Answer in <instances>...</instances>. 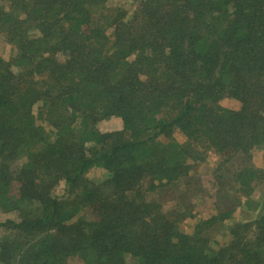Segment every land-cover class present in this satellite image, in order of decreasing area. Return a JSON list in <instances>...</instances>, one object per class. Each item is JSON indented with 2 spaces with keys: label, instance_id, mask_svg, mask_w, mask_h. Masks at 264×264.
Segmentation results:
<instances>
[{
  "label": "trees",
  "instance_id": "obj_1",
  "mask_svg": "<svg viewBox=\"0 0 264 264\" xmlns=\"http://www.w3.org/2000/svg\"><path fill=\"white\" fill-rule=\"evenodd\" d=\"M5 1L0 35L17 72H0V149L26 165L1 183L17 180L27 210L0 192V210L20 214L4 224L0 264H264V206L215 250L201 234L231 217L227 196L232 209L198 219L191 234L179 230L186 213L148 199L189 179L209 152L218 181L264 146V0H141L129 16L100 11L106 0ZM39 101L54 133L35 152L27 142L48 137L32 118ZM111 118L121 130L99 132ZM94 167L107 176L87 181ZM225 178L236 204L264 186V169L237 164Z\"/></svg>",
  "mask_w": 264,
  "mask_h": 264
},
{
  "label": "rangeland",
  "instance_id": "obj_2",
  "mask_svg": "<svg viewBox=\"0 0 264 264\" xmlns=\"http://www.w3.org/2000/svg\"><path fill=\"white\" fill-rule=\"evenodd\" d=\"M141 0H106L100 7V11L104 13H109L111 16H116V13H123L126 16H129L138 6ZM7 2L5 0H0V7H6ZM99 11V9H98ZM96 10V16H99V12ZM104 15V14H103ZM100 18V17H98ZM113 28L109 27L107 30V35L111 37ZM16 53L12 45L6 40L3 35H0V72H4L7 65L9 68L17 72L13 67L17 65ZM24 63V60H22ZM25 71V70H21ZM42 101V100H41ZM34 103L31 108L32 118L35 122V125L41 128L47 135L44 140L38 138H32L29 140L25 146L26 150L29 151H38L43 147L49 138L53 136L54 129L47 122L46 118L41 116L42 113V103ZM220 104L231 110H237L239 108V102L233 99L224 98L220 101ZM79 123V122H77ZM26 128V126H24ZM122 128V123L117 118L105 119L97 125V129L101 133H113L120 131ZM175 140L182 143L184 139L182 135L176 133L174 135ZM89 146V144L87 145ZM7 149H0V175L2 180L0 181V192L3 195L8 196V194L13 196L12 198L18 199V197L24 195L20 192L22 189L16 181L9 182L7 189L4 188L2 183L10 176V179L15 178L17 170L22 167L26 159L23 156V153L20 154V159H16L15 162L11 163L12 159L8 164L4 160L3 153L7 152ZM24 152V150H23ZM3 155V157H2ZM137 158L140 157V153L136 154ZM219 160V157L214 153L209 152L206 154L203 161L196 163L190 170L191 176L186 181H183L181 186L180 184L177 187L173 188H164L157 189L153 196H149L148 199L153 198L157 199V202H160L163 208L167 211L172 209L180 210L182 213L180 215L185 216V213L188 215L179 223V230L185 234H191L193 232V226L198 221V219H205L206 217L211 216L212 214H218L232 209V206L221 201L224 197L230 199L231 205L233 204V213L231 217L225 218L224 220L218 221L210 227H207L202 232V237L208 239L209 246L212 249H218L230 242L231 234L230 228L235 223H244L256 220L262 207L264 206V186L259 185L256 187L254 193L250 194L249 197L239 198L236 204L234 201L239 197L240 192L232 184H226L225 177L226 171L229 168V173L236 169L237 164L240 167L251 166L252 168L264 169V146L254 149L251 152V156L246 159H234L228 166L225 165L226 169L220 175L219 180L217 181L216 177H211L209 174L212 172L215 164ZM3 162V163H2ZM7 164V167H6ZM26 165V164H25ZM229 175V174H228ZM107 176L106 171L102 169L92 168L85 174V178L89 182H97L102 178ZM218 177V176H217ZM4 179V180H3ZM2 182V183H1ZM213 183H218L217 185ZM64 191V183H60L54 190L53 194L57 197H61ZM21 194V195H20ZM23 198L20 197V200L17 202V205L22 210H27V205L22 201ZM13 205L10 204V207L7 206L3 211L0 210V246L2 242L8 239L11 235L9 231L6 230L4 226L5 222L8 220L18 221L20 219L19 209H13ZM34 217L39 212L37 211L36 205L31 204ZM30 209V208H28ZM87 209L84 211L86 212ZM35 211V212H34ZM88 216V215H87Z\"/></svg>",
  "mask_w": 264,
  "mask_h": 264
}]
</instances>
